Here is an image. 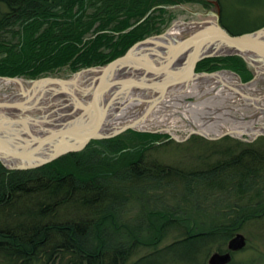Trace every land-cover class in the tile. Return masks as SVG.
Listing matches in <instances>:
<instances>
[{"label": "trees", "instance_id": "trees-1", "mask_svg": "<svg viewBox=\"0 0 264 264\" xmlns=\"http://www.w3.org/2000/svg\"><path fill=\"white\" fill-rule=\"evenodd\" d=\"M88 1L94 3L92 15L87 14ZM185 1L189 0L178 3ZM136 4L134 16V4L128 0H0V32L12 27L18 38L15 44H0V77L34 80L68 64L71 73L103 66L136 42L158 34L159 29L151 26L156 24V16L149 14L129 32L114 35L142 20L151 7L176 3L137 0ZM221 22L232 35L263 25L232 32ZM103 30L105 33L99 34ZM52 33H56L57 42ZM101 46H108L111 56L97 55ZM85 48L88 51L81 53ZM76 56L79 60H73ZM219 68L238 74L243 82L252 78L243 60L235 56L204 59L196 71L213 72ZM129 132L139 141L148 138L150 142L116 163L102 159L104 151L94 147L97 141L80 153L68 154L37 169L10 171L0 163V264H161L165 254H177L185 247L191 250L192 245L203 247L211 236L192 238L185 234L181 241L129 263L135 247L141 249L152 242L141 239V243H134L130 234L133 228L119 215L134 203L137 195L160 189L172 193L180 187L176 193L192 205L189 210L188 205L182 204L184 215L191 211L197 214L198 209L209 211L203 205L212 199V210L223 212L218 210V204L230 202L231 197L237 199L231 202V215L237 221L251 210L236 211L234 205L245 203L252 192L260 196V202L264 200V137L252 144L230 137L222 142L193 139L202 148V154L194 157L199 169L183 171L164 167L149 156L150 151L157 152L154 144L163 135ZM106 147L107 154H118L123 145L112 140ZM199 205L202 206L198 208ZM156 219L155 243L166 235V228L171 229L169 222L161 223L158 215ZM196 219L190 218L194 222Z\"/></svg>", "mask_w": 264, "mask_h": 264}, {"label": "water", "instance_id": "water-1", "mask_svg": "<svg viewBox=\"0 0 264 264\" xmlns=\"http://www.w3.org/2000/svg\"><path fill=\"white\" fill-rule=\"evenodd\" d=\"M214 4L215 12L197 14L195 21H176L165 32L135 43L124 55L104 66L35 80L0 77V82L12 83L13 86H7L14 88L11 93H0V163L10 171L37 169L68 154L80 153L92 142L115 138L127 131L142 132L137 123L138 117L143 119L141 116L132 122L115 124L122 111L116 106L117 100L125 95L143 93L149 115L170 89L210 80L222 72L234 77L240 86L252 84L257 78L264 83V27L232 35L221 26L220 7L217 2ZM178 22L191 27L190 34L167 39V32ZM232 56L241 58L248 66L252 73L249 82L243 83L237 74L227 70L196 72L197 64L204 59ZM131 73L139 77L122 78ZM81 75L88 78L81 80ZM250 100L254 101L251 97L240 101L246 107L264 109L258 101ZM72 115L74 118L67 119ZM258 134L264 135V129ZM227 135L237 136L233 132ZM244 244L243 236L238 234L229 249L235 251ZM228 259L229 255H213L209 264H224Z\"/></svg>", "mask_w": 264, "mask_h": 264}, {"label": "rangeland", "instance_id": "rangeland-1", "mask_svg": "<svg viewBox=\"0 0 264 264\" xmlns=\"http://www.w3.org/2000/svg\"><path fill=\"white\" fill-rule=\"evenodd\" d=\"M160 1H162L163 3H168L170 1H173L176 4L174 5L159 4L151 7L152 9L150 8L151 9L149 11L150 15L153 14L154 16H156L157 19L156 24L151 26L159 29L158 34L165 32L176 21H184V22L195 21L198 19L197 14H203L205 11L215 12L216 10V6L214 4L215 2H217L218 6L220 7V16L223 7V24L227 28H229L232 32H239V31L241 32L242 30H247L250 27L256 26L260 23H263V25L260 26L259 28H254L253 30L244 33H251L264 27V0H189V1H185L184 3L182 2L178 3L180 0H160ZM179 5L184 6L187 10L179 7ZM158 9H165L166 12L164 13L156 12V10ZM159 19H161L162 21L161 20L159 21ZM144 20L145 18L133 23V26L127 28L126 30H121L119 33H117L114 36L118 37L120 34L122 35L129 32V29L135 28L136 26L140 25ZM29 21H33V20L31 19ZM111 26L112 25H110L109 27ZM14 29L16 28L14 27ZM40 31L41 29L39 30V32ZM53 31L56 30L54 29ZM15 32H16L15 30H12V27H8L4 31H1L0 44L1 43L15 44L18 41V38L14 35ZM102 33H105V30H103ZM51 35L52 37H54V39L57 42L56 33L54 34L52 33ZM155 35H151V36H155ZM88 39L89 37L83 40L84 42H86ZM104 47L107 48L108 46H101V48ZM99 49L100 48L96 50L97 55L101 56L102 52ZM104 54H106V52ZM215 58H223V57H215ZM69 66H70L69 64L65 65L62 69L56 70L55 73H51L46 76H41L39 78L48 77V76H69L72 73H77L83 70L80 69L76 72L71 73ZM245 68L252 76V73L248 70V66H246V64H245ZM221 70H226V69L219 68V70L213 72H204V71L203 72L196 71V72L215 73ZM15 78H19V77H15ZM21 79L31 80L25 77H21ZM256 80H258L257 84L255 85L256 89L257 90L260 89V92L264 94V92L262 91L264 90V83L260 82L262 81V79H256ZM13 90H14L13 87L5 86L0 89V93L8 94L13 92ZM249 92L254 95L252 91ZM255 95H257V97H262L263 100L259 103L264 104V96L259 95V93ZM188 100L194 101L195 99L185 98V101ZM252 109H254L256 112L258 111L255 108ZM236 112L239 113L235 115L237 118H240L242 115L243 116L250 115V113H252L251 110L246 108L245 106H244V110L236 111ZM150 120H151V116L148 117L146 121L149 123ZM177 122L180 123L178 120ZM249 123L251 124V122ZM180 125L181 124H179V126ZM260 125H264V116L262 117L261 121L260 120L255 121L256 127ZM159 126L163 127L162 125ZM157 128L159 129V127L150 126L148 130L137 132V133H150V134L163 135L161 136L159 142L154 144V148L156 149L158 148L157 152L150 151L151 153L149 154V156L152 159L157 160L164 167H171L174 169L177 168L183 171L190 169H199L198 168L199 161L195 160L194 157L202 154L201 152L202 148H200V145H197L196 141L193 139H199L205 141L206 138L198 134L197 136H194L196 134L190 135L188 138V134H186V131L182 130L181 128H178L181 130H176V132L174 133L175 135H171L170 133H166L162 131H152ZM254 133L255 132L250 131V133L243 135V138L249 140V138H251L250 135H253ZM209 136L210 138L207 141H213V142H219L223 138H225L223 137L221 139H217L216 134L214 135L209 134ZM261 138L263 137L259 136L257 139L248 142L246 144L258 143V141ZM112 140H118L123 145V148L121 147L122 151L120 153L118 154L114 153L116 156L113 153L109 152V154H107L105 152V150H107L106 146L108 145V141H112ZM149 142L150 141L148 138L146 140L139 141L138 136L130 134V132L127 131L115 138L97 141L94 147L99 150L102 149L100 150V152L104 151L103 152L104 156L102 157V159L116 163V161L120 160V158L122 159L123 157H127L129 155L134 154L136 151L140 150L143 145H146V143L149 144ZM166 143L170 145L162 147V145ZM261 143L264 144V141ZM175 189H177V191ZM175 189H173L172 193H169V191L163 189H160L156 192L155 190H149L147 193L143 192L137 195L138 197L134 201V203L128 204L124 208V211H122L119 214L120 218L124 220L126 225L129 224L133 228L134 231L131 233L130 230V234L133 239L132 241L134 243L136 244L141 243L140 242L141 239L152 241V242H148L150 244H147L146 247H143L141 249L139 248L136 249L135 247L133 249V252L135 253L131 257L129 263L136 261L138 258L142 256L152 254L156 249L161 250L173 244L174 242L181 241L185 237V234H187L188 237H192V238L194 236L196 237L200 235L201 236L210 235L211 237L209 238V242L204 244L205 246L203 247L192 245L191 250H190L191 247L190 248L185 247V248H181L177 252V254L173 252L172 255L174 256H172L171 254H165V258L162 259L161 264H207V261L210 260V255L218 249L225 250L227 240H229L235 233H237L236 235L239 234L243 236V238L244 237L246 238L247 246L245 243L241 249L235 250V251H240L244 249V247L246 246L244 252H242L241 254L239 253L234 257V263L240 264L242 261H247L249 262V264H264V219L261 218L260 220L257 218L256 219L249 218L240 227H235L236 225L231 226L232 225L231 222L234 219L233 215L231 216V214L229 213L231 211V206H232L231 202L237 200L231 197H230L231 199L230 202H224L218 204L219 205L218 210L222 209L224 210L223 212H219L217 211V209L212 210V202L214 201V199H212L210 200V202H206L203 205V207H205L206 209L208 208L209 211H203L202 209H198L197 214H195L196 211H191L189 215H184L185 213L183 212L184 210L183 205H188V204L183 202L181 200L180 195L176 193L180 191L181 188L175 187ZM192 201H194L193 198ZM191 206H192L191 204L188 205L189 210L192 209ZM201 206L202 205H199L198 208H200ZM156 215L161 217V219L163 220L161 221V223L169 222L171 226V229L169 228L165 229L166 235L164 237H161L157 243L155 242L158 239L154 240V235L156 232V227L158 222L156 219ZM207 215L209 216L205 217ZM191 217L197 218L196 219L197 221L194 222L193 220H190ZM208 222H212L214 224H212L211 226L209 225ZM222 231H223V235H219L216 237L212 235L214 233L222 232ZM228 234H229V238H228Z\"/></svg>", "mask_w": 264, "mask_h": 264}, {"label": "bare ground", "instance_id": "bare-ground-1", "mask_svg": "<svg viewBox=\"0 0 264 264\" xmlns=\"http://www.w3.org/2000/svg\"><path fill=\"white\" fill-rule=\"evenodd\" d=\"M190 28L191 27L178 22L167 32L166 38L171 40L179 39L185 33L190 34ZM193 31L194 30H191V32ZM141 48L142 47L140 46L138 51H140ZM221 53H223V51ZM124 77L130 79L137 78L139 77V75L136 76L135 73H131L129 75L123 76L122 78ZM214 77L216 78H212L203 82L197 81V83H193V85H181L170 89L169 92L153 108L149 115H147L144 109L146 101L143 102L144 97L141 96L144 95L143 93H132L129 95H125L123 99L119 97L116 106L118 108H121L122 111L115 118V124L125 121L132 122L138 116H141L143 117V119L141 120V118L138 117L137 123L142 130H148L150 126L160 128L159 125H162L166 126L169 131H172L173 129H178L179 124H191L192 131L198 134L203 133L207 135L210 132H213L214 129L218 132H221L224 127H227L221 124L223 118L229 114H239L236 111L244 110L242 102L247 101L249 97L254 99L255 102L258 101V104L264 108V104L259 103L263 100V98L257 97V95H255L259 93V95L264 96V94L260 92V89H256L255 85L257 84L258 80H256L252 84H243V86H240L239 82L234 77L225 74V72H222V74H218ZM87 78L88 75H81L80 79L86 80ZM7 85H12V83L0 82V89ZM249 91H252L254 95ZM135 97L138 98L135 99ZM185 98H194L195 100L185 101ZM250 101L254 102L253 100ZM150 116L151 120L148 123L146 120ZM258 116L259 118H262L264 116V109H261L257 112L253 110L252 114L250 113L247 118L250 122H253L257 119ZM72 118H74L73 115L67 119L70 120ZM179 118H181L182 121ZM65 119L66 118H64V120ZM177 120L180 123H178ZM214 121L218 123L216 124L217 128H213L210 125V123L212 124ZM227 128L229 129H227L226 131L244 130L243 128H238L236 126ZM247 132L248 131H244L243 133Z\"/></svg>", "mask_w": 264, "mask_h": 264}, {"label": "flooded vegetation", "instance_id": "flooded-vegetation-1", "mask_svg": "<svg viewBox=\"0 0 264 264\" xmlns=\"http://www.w3.org/2000/svg\"><path fill=\"white\" fill-rule=\"evenodd\" d=\"M129 1V3H133L134 5H131V7L134 9V11L132 10V14H134V16H135V14H136V12H135V5L137 6V4H136V1L137 0H128ZM93 7H94V3H91V2H87V4H86V9H87V14L88 15H92L93 13H94V11H93ZM221 7H222V5H221ZM75 10H77V8L75 7ZM125 14H128V13H126L125 12ZM125 16V15H124ZM133 16V17H134ZM221 20H223V7H222V11H221V17H220V22H221ZM221 24H222V22H221ZM97 27V25H95L94 26V29H92L91 31H94L95 30V28ZM43 29H47V28H43ZM130 30H132V29H129V31ZM99 34H100V32H99ZM101 34H102V32H101ZM3 45H5V46H9V44H5V43H3ZM100 49V51L102 52V55L104 56V57H108V56H111V54H112V51H110V49H107L106 47H104V48H101V47H99ZM88 49L89 48H85V49H83L82 50V52L81 53H84V52H86V51H88ZM106 52V54H104ZM77 57V56H76ZM74 58L73 60H79L78 59V57L77 58ZM72 63V62H71ZM76 65H80L78 62L76 63ZM235 115H237V114H235ZM235 115H227L226 117H224L223 118V120L221 121V124H225L226 122H230V121H232V122H235V118L234 117H236ZM245 116V115H244ZM246 117V116H245ZM247 118V117H246ZM236 119L237 120H241L242 119V117H240V118H237L236 117ZM223 122V123H222ZM216 124H218V123H216V121H214L212 124L210 123V125H211V127H213V128H217V126H216ZM231 131H233V130H231ZM228 137H230V138H233L232 136H228ZM233 139H235V140H238V141H241V142H244L242 139H239V138H233ZM249 142H251V141H249ZM246 143V142H245ZM248 143V142H247ZM262 175H264V173L262 174ZM229 189H232V188H229ZM262 190H264V188L262 189ZM263 192V194H264V191H262ZM259 192H257V194H258ZM246 202L245 203H242V204H236V205H234L233 207V209H235L236 211H239V210H243V209H245V210H251V212H248V213H246L244 216H243V218L241 219V220H239V221H237L236 219H235V217H234V219L232 220V222H231V226H235V227H240L247 219H249V218H253V219H260L261 220V218L262 219H264V200L262 201V202H260L261 200H260V196H256L255 195V193L254 192H252L251 194H249V195H247V197H246ZM259 200V201H258ZM258 212V213H257ZM230 214L232 213V210L229 212ZM233 215V214H232ZM231 215V216H232ZM237 222V223H236ZM236 223V224H235ZM233 224H235V225H233ZM228 226V225H227ZM232 230V229H231ZM230 230V231H231ZM223 232V231H222ZM225 232V231H224ZM218 233V232H217ZM217 233H214V234H212V235H214V237H216L217 236ZM236 234L237 233H235L229 240H227V243H226V248H225V250H221V249H218V250H216L214 253H212L211 255H210V258L213 256V255H220V256H223V255H229V259L227 260V262L226 263H224V264H235L234 263V257L237 255V254H241L242 252H244V250L246 249V246H247V240H246V238L244 237V239H245V243H246V246L244 247V249H242V250H240V251H231V250H229L228 249V247H229V244H230V242H231V240H233L235 237H236ZM231 236V235H230ZM228 238H229V234H228ZM209 260V259H208ZM218 262V261H217ZM207 264H209V261H207ZM240 264H249V262H247V261H242Z\"/></svg>", "mask_w": 264, "mask_h": 264}, {"label": "built area", "instance_id": "built-area-1", "mask_svg": "<svg viewBox=\"0 0 264 264\" xmlns=\"http://www.w3.org/2000/svg\"><path fill=\"white\" fill-rule=\"evenodd\" d=\"M189 101H191V100H189ZM245 107H246V106H245ZM246 108L250 109L251 112H252V110H254V109H252V108H250V107H246ZM245 110H246V109H245ZM251 114H252V113H251ZM247 116H249V115H247ZM247 116H246V117H247ZM241 117H242L241 120H237L236 117H234V118H235V122L230 121V122H226V123L223 124V125H224V126H227V127L236 126V127H238V128H243L244 130L241 131V132H244V131H246L247 129H250L251 131L256 132L258 129H260V128H264V125H260V126L255 127V121H256V120H261L262 118L257 117V119L254 120L253 122H251V124H250V123H249L250 121H249L248 118H246V117L243 116V115H242ZM176 119H178V118H176ZM179 119H181V118H179ZM181 121H182V119H181ZM227 127H224V129L222 130L223 132L221 131V133L218 132V131H216V130L214 129L213 132H210L209 134H212V135H214V134H216V135H220V134H223V133H225V132H240V131H237V130L226 131L227 129H229V128H227ZM179 128H181L182 130L186 131V134H188V135L194 133V131L191 130V128H192L191 124H181V125L179 126ZM186 128H187V130H186ZM181 129H173L172 131H169V129H168L166 126H163V127H160L159 129L152 130V131H162V132L170 133L171 135H175L174 133L176 132V130H181ZM215 131H216V132H215ZM209 134H207V135H209Z\"/></svg>", "mask_w": 264, "mask_h": 264}]
</instances>
